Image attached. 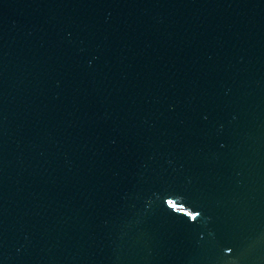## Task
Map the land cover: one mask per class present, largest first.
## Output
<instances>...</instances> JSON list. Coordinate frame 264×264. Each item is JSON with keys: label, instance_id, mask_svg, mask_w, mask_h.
<instances>
[{"label": "water", "instance_id": "water-1", "mask_svg": "<svg viewBox=\"0 0 264 264\" xmlns=\"http://www.w3.org/2000/svg\"><path fill=\"white\" fill-rule=\"evenodd\" d=\"M0 264H264V0H0Z\"/></svg>", "mask_w": 264, "mask_h": 264}]
</instances>
